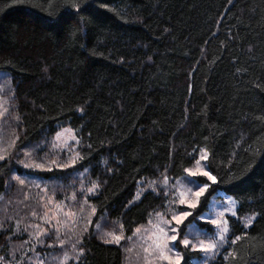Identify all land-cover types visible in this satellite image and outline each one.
Instances as JSON below:
<instances>
[{
    "label": "trees",
    "instance_id": "trees-1",
    "mask_svg": "<svg viewBox=\"0 0 264 264\" xmlns=\"http://www.w3.org/2000/svg\"><path fill=\"white\" fill-rule=\"evenodd\" d=\"M0 73L19 146L63 126L80 142L67 171L1 159L0 198L13 172L64 180L87 170L93 222L111 219L128 237L164 206L150 190L135 199L138 183L177 179L204 150L215 182L196 177L208 188L181 232L207 228L197 217L228 195L229 243L209 264H264V0H0ZM17 238L14 221L0 223V264ZM80 248L67 264H123L121 247L92 227ZM180 250L182 264L200 258Z\"/></svg>",
    "mask_w": 264,
    "mask_h": 264
},
{
    "label": "rangeland",
    "instance_id": "rangeland-1",
    "mask_svg": "<svg viewBox=\"0 0 264 264\" xmlns=\"http://www.w3.org/2000/svg\"><path fill=\"white\" fill-rule=\"evenodd\" d=\"M10 85L9 76L0 73V160L12 159L22 169L34 173L52 168L67 171L73 167L78 159L80 142L75 131L68 126L61 127L38 144L18 145L16 132L6 120ZM205 161L206 152L200 150L183 176L172 179L163 172L157 178L140 181L135 199L150 190L164 198V206L151 212L146 223L137 226L128 237L111 219L103 217L93 222L95 210L88 196L95 193L98 185L89 181L87 170L69 172L71 177L64 180H47L26 172H13L6 196L0 198V223L14 221L18 238L13 243L12 257L2 258L1 264L15 261L16 264H67L76 261L82 254L81 237L90 227L99 239L121 247L123 264H170L160 253L183 258L181 247L200 251V258H193L189 264H209L228 246L227 217L236 216L235 201L222 193L211 197L207 210L197 217L198 221L208 224L207 228L189 223L181 232L184 222L178 225L172 219L181 210L192 213L193 208L187 207V202L198 204L200 197L194 193L203 183L197 182L196 177L207 171ZM189 179L193 182L189 183ZM182 199L185 205L180 204ZM253 218V215H246L240 220L248 226ZM173 228L177 231L173 232ZM171 235H177V241H171ZM185 239L189 241L188 246L182 243ZM201 248L207 251H201Z\"/></svg>",
    "mask_w": 264,
    "mask_h": 264
},
{
    "label": "snow or ice",
    "instance_id": "snow-or-ice-1",
    "mask_svg": "<svg viewBox=\"0 0 264 264\" xmlns=\"http://www.w3.org/2000/svg\"><path fill=\"white\" fill-rule=\"evenodd\" d=\"M186 171H187V170H186ZM192 175L194 176L195 173H192ZM202 175L205 176V177H207V180H208V181L215 182V177L212 176V175H210L209 172L204 171V172H202ZM188 182H189V183H192L193 181L189 179ZM197 187H198V190L195 191L194 195H195L197 198H199V197H201V196L206 192V190H207V188H208V184H207V183H204L203 186H197ZM185 203H186L185 200H183V199L180 200V204H181V205H185ZM187 207H189V208H196V207H197V203H196V202H191V201H190V202H187ZM191 215H192L191 212L181 210V211L178 213V215L173 216L172 219L176 222V224L179 225V224H182V223L185 221V219H186L187 217L191 216ZM213 223H215V221H213ZM172 231H173V232H176L177 229L173 228ZM169 239H170L171 241H177L178 237H177V235H171V236L169 237ZM221 239H223V237H221ZM182 243H183V245H185V246H188V245H189V241L186 240V239L183 240ZM200 250H201V251H207V249H204V248H201ZM160 255H161L162 259L169 261L170 264H171L172 261H174V264H182V260H183V258L180 257L179 255H176V256H169V255H165L164 252H161Z\"/></svg>",
    "mask_w": 264,
    "mask_h": 264
}]
</instances>
